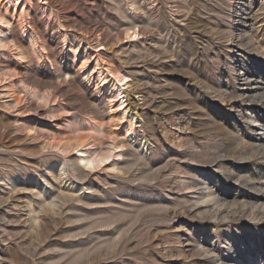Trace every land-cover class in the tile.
<instances>
[{
    "label": "rangeland",
    "instance_id": "obj_1",
    "mask_svg": "<svg viewBox=\"0 0 264 264\" xmlns=\"http://www.w3.org/2000/svg\"><path fill=\"white\" fill-rule=\"evenodd\" d=\"M22 4L0 0V264H264V0ZM96 56L129 75L134 139ZM119 140L71 191L73 144Z\"/></svg>",
    "mask_w": 264,
    "mask_h": 264
},
{
    "label": "bare ground",
    "instance_id": "obj_2",
    "mask_svg": "<svg viewBox=\"0 0 264 264\" xmlns=\"http://www.w3.org/2000/svg\"><path fill=\"white\" fill-rule=\"evenodd\" d=\"M25 1V0H24ZM30 2V0H28ZM5 3L10 5V6H15L18 7L19 5H22V0H5ZM26 3V2H25ZM15 9V8H14ZM26 9H23V11ZM27 11V10H26ZM15 12V11H14ZM13 12V13H14ZM21 12V11H20ZM28 12V11H27ZM20 14V13H19ZM25 14V13H24ZM22 15V14H21ZM20 16V15H19ZM5 21V20H4ZM2 18H0V22H4ZM5 24V22H4ZM8 26V24H7ZM131 28V27H130ZM30 32V31H29ZM138 30H134L131 34L129 33L130 36L137 37L138 35ZM1 39V38H0ZM136 39V38H135ZM131 40V39H130ZM35 41V40H34ZM32 42V41H31ZM34 43V42H33ZM75 44V43H74ZM79 45V44H78ZM77 47V46H76ZM33 49L36 50V44H33ZM39 49V48H38ZM37 49V50H38ZM75 51V50H74ZM94 52V51H93ZM88 53V52H87ZM79 54L77 51L76 56ZM79 57V56H78ZM90 57V56H89ZM89 58L87 55L83 57L84 61H87ZM95 66H94V71L97 72L98 79L101 83V85L107 90V93H110V98H111V110L113 113L119 114V120L121 121L123 128L120 130L119 134L123 135L125 138H132L134 139L136 137V125H135V119L134 118H128V114L130 112V104L128 103V99L126 96V84L130 81L128 80V73H126L123 70H116L114 68H108L104 67L101 63V59L99 56L95 57ZM83 61V62H84ZM83 64V63H82ZM85 64V63H84ZM111 66V65H110ZM119 69V68H118ZM91 71V70H90ZM130 87V86H129ZM128 90V89H127ZM108 96V97H109ZM109 107V108H110ZM111 113V112H110ZM131 113V112H130ZM117 116V115H116ZM115 118V117H114ZM136 118V117H135ZM125 121V122H123ZM119 139V138H118ZM124 140V138H123ZM123 140H119L116 144L113 145V147H109V149L106 152H93L90 151L89 145H87L86 142H77L76 144H73V149L77 150V155L76 158L79 159L81 162H83L85 169H82L81 172L76 174L74 177L69 178L70 184L72 188L70 189L71 191H77V190H83L84 192L92 190L91 193L97 192L94 188L93 183L89 182L87 187H84V184H79L77 180L83 179V177H88L90 175V172L88 169H95L97 167H101L103 164H105L107 161H110L109 167H117L116 165V157L123 155V148L125 146V143ZM131 141V140H130ZM115 143V142H114ZM89 144V141H88ZM64 145V144H63ZM56 146V145H55ZM60 146V145H59ZM61 147V146H60ZM63 151L66 152L68 149L71 148V146H63ZM92 148V147H91ZM119 148L118 150H116ZM149 149V147H148ZM92 150V149H91ZM94 150V149H93ZM63 151H61L63 153ZM90 151V152H89ZM68 152V151H67ZM66 152V153H67ZM62 156V155H61ZM121 158V157H120ZM118 159V158H117ZM68 161V160H67ZM66 160L61 161L57 164L59 174L63 177L66 178L69 176V167H68V162ZM120 167V166H119ZM77 172V171H76ZM58 175V174H57ZM189 183V182H188ZM187 183V184H188ZM190 188H193L194 185H187ZM196 186V185H195ZM211 188V187H210ZM207 190V189H206ZM66 192V191H65ZM89 193V192H87ZM202 193V192H201ZM41 194V193H40ZM203 194V193H202ZM214 192L209 190L205 195L200 197L202 201H207L208 197L213 196ZM93 195V194H92ZM56 199L66 201V195L60 191V194L55 195ZM69 196V194H68ZM72 198V195H70ZM74 198V197H73ZM54 199L50 203V206L56 205L57 200ZM213 199H217L214 198ZM74 200V199H73ZM71 200V201H73ZM91 200V199H90ZM93 200V199H92ZM91 200V201H92ZM100 200V199H99ZM199 200V201H200ZM94 201V200H93ZM104 201V200H103ZM108 202V201H107ZM218 202V201H216ZM106 203V202H105ZM53 204V205H52ZM217 204V203H216ZM219 204V203H218ZM69 205V204H68ZM71 205H73L71 203ZM54 207V206H53ZM52 207V208H53ZM72 208V207H71ZM34 210V209H33ZM32 211V210H31ZM37 212V211H34ZM36 215V214H35ZM34 217V216H33ZM32 217V218H33ZM35 218V217H34ZM35 222V221H34ZM108 222V221H107ZM101 224V223H100ZM102 226V225H101ZM105 227V226H104ZM212 250L210 246H207V251Z\"/></svg>",
    "mask_w": 264,
    "mask_h": 264
}]
</instances>
